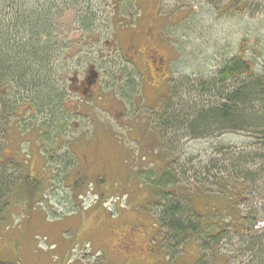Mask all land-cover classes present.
<instances>
[{
	"label": "rangeland",
	"instance_id": "1",
	"mask_svg": "<svg viewBox=\"0 0 264 264\" xmlns=\"http://www.w3.org/2000/svg\"><path fill=\"white\" fill-rule=\"evenodd\" d=\"M6 1L11 4L7 20L18 15L23 24L18 33L24 44L35 39L27 18L49 11L48 28L38 43H31L35 49L44 44L54 50L44 56V68L22 55L23 70L39 80L33 90L14 84L2 92L0 160L5 165L0 170L5 186L12 182L9 202L14 208L5 215L0 206V260L213 264L216 259L215 264H246L247 243L263 234L264 206L260 194L250 199L240 180L226 178L230 162L223 159L226 153L230 158L234 151L264 147V103L236 116L239 131L218 129L197 139L162 122L151 107L170 90L176 106L185 104L176 125L191 127L198 113L222 105L223 94L247 82L216 79L221 66L240 54L264 84V0ZM138 23L143 34L148 30L150 48L166 63L169 79L160 94L145 86L140 64L124 56L129 41L120 31ZM13 35L18 42L20 36ZM89 65L102 74L100 100L80 104L70 96L69 79L75 70L81 79L90 76ZM112 114L121 115L115 119ZM167 169L176 177L159 191L156 182ZM25 175L40 183L32 203L25 200ZM79 177L86 178V185L75 198ZM225 182L231 184L226 186L230 192L222 194ZM166 201L180 202L191 213L186 223L195 225L200 215L204 234L217 230L221 237L215 236L216 248L203 250L206 246L197 236L170 252L158 224ZM248 209L259 213L257 223L245 217ZM239 217L246 233L241 236L234 229ZM130 227H136L134 234ZM125 234L133 244L118 242ZM197 254L205 259L198 260ZM134 256L142 259L131 260Z\"/></svg>",
	"mask_w": 264,
	"mask_h": 264
},
{
	"label": "trees",
	"instance_id": "2",
	"mask_svg": "<svg viewBox=\"0 0 264 264\" xmlns=\"http://www.w3.org/2000/svg\"><path fill=\"white\" fill-rule=\"evenodd\" d=\"M6 3V0H0V105L4 104L5 102L2 92H4L3 90H5L6 87H15L14 84H16L17 88H20V86L24 87L26 85H30L29 89L33 90V85H37V83L39 84V80H36L34 78V75H28L26 70H23L22 55L25 53L28 58L36 61L34 63L36 66L39 65L41 68H44V56L48 57L49 53L54 50L52 49V47L51 49H47V47L43 44L44 47L43 51L41 52L40 49L43 45H41L39 49H37V47L35 49L34 46H32L33 44L31 43V41L34 40H36V42L38 43V38L43 33H45V29L48 28V10L40 13L38 12L36 13V15L34 13L32 14V17L27 18V21L29 22L32 20V23H30L31 26L28 31L29 33L31 32L32 37L35 39L27 40L26 45L22 42L20 33H18V29H20L19 26L23 25L22 23H20V19L17 17L18 15H14L12 21H10V19L7 20L6 18V10H8L9 6L11 5L10 4L9 6H7ZM13 33L16 36H20L18 42H16V37L13 35ZM26 47H29V52L24 51L26 50ZM239 49L243 50L242 44L240 45ZM241 78L247 79V82L243 84L239 89L234 90L231 93L223 94L222 100H224V102L222 105H217V107L215 108H211L209 110L198 113L196 119L193 121L191 127L189 128H187L185 122L181 123V125H176L177 122L181 120V111L184 110V108L180 110L181 106H185V104H178L176 106L172 102V98L170 97V90L166 94V96H162L163 98H167V101H165V109L163 110V113H160L159 110H156V116H158L162 122H168L169 125L173 124L174 129L179 130V128L176 127L178 126L181 127L183 131H186L188 133L191 132V134L193 135V139L200 138V136L205 134L204 132H213L214 130L218 131V129H232L235 131H239V125L237 124L238 117L236 116L243 115L246 110H253V106L256 102L264 103V84L255 78L253 64L250 61L243 60L241 58V54L233 56L231 59L225 62V64L218 70L216 78L221 82L240 80ZM11 112L15 113V110H12ZM21 114H23L22 108L19 109V115ZM0 116H2L1 113ZM255 128H260V126L258 127V125H256ZM262 128H264V126ZM200 129L203 131H201V133L199 134ZM255 152H258L259 154H256ZM230 155L231 157L228 158V153H226L223 159V161L230 162L229 165L227 164L228 166L225 169L226 178L231 179L232 181L240 180L239 186H243L242 188H244L242 189V192L243 190L247 191L246 195L250 199H252L251 196H255L256 193V195L260 194L261 201L264 206V147L257 149V151H251L247 153L234 151ZM4 165L5 163L2 162L1 159L0 168ZM163 166H165V164H163ZM173 177H176L174 171L173 173H171L168 169L165 170L161 174L160 180L156 182V188L161 191L164 187H166L167 184L172 183L171 178ZM220 184L221 183H219V185ZM224 184V192H222V194L229 193L230 190L227 191L226 186H230L231 184L229 182H225ZM84 185H86V178L79 177L77 181H75V198L76 194H78V192L82 187H84ZM14 186L15 184L13 185V187ZM22 186L24 189L25 200L28 203H32L35 200L36 193H38L39 191L40 183L36 181V179H33L31 176L25 175L22 178ZM11 187L12 182L5 186L4 181L1 178L0 170V206H3V214L5 213V215L7 213L11 214L14 208L13 204L9 202V199L11 200L12 197V194H9V190ZM154 194L159 195L160 193L156 191ZM167 195L168 194L166 192L165 197H167ZM166 202L167 203L162 206L161 215L159 217V221H157L160 230H164V239L167 240L171 246L169 250L170 252H172V248H177L180 246L184 247V245L190 240V237L196 238L197 236H200L198 240H200L201 243L206 246L203 250H208L210 252L214 248H216L219 240L215 238V236L221 237L220 235H218L217 230L213 234H210L208 232L204 234L203 232H201L200 219L202 217L200 215L197 216L199 220H197V223H195V225L190 221L186 223L185 217L187 216V218H191V213L189 211L185 212L180 202ZM157 205L158 203H156V206ZM248 210L249 212L246 213L245 216L247 220H250L252 224L257 223L258 221H256L255 217L259 216V213L251 211V209ZM26 215L27 213L24 216ZM241 220L242 218L239 217V223L237 220L238 225L234 226L236 234L239 236H241V234L243 233L246 234L244 223H242ZM262 223H264V221ZM208 228H210V226ZM262 233V235H256L254 238H250V241L247 243L246 250L249 254L248 257L250 259H248V262H246V264H260L259 262L264 259V224ZM250 236H252V234ZM5 252L6 250H4L3 253ZM197 259L204 260L205 257L198 256ZM0 263L4 264L6 262L0 260Z\"/></svg>",
	"mask_w": 264,
	"mask_h": 264
},
{
	"label": "flooded vegetation",
	"instance_id": "3",
	"mask_svg": "<svg viewBox=\"0 0 264 264\" xmlns=\"http://www.w3.org/2000/svg\"><path fill=\"white\" fill-rule=\"evenodd\" d=\"M142 27L143 24L138 23L131 28L121 29L120 33L124 36H127L125 38H128L129 41V45L127 46L124 56L127 59H131V63L133 65L135 63L140 64L145 86L148 87L149 85V87L155 94H160L163 87L167 88L169 79L168 76L164 75V71L166 70V63L163 60L162 56L158 54L156 49L150 48V46L148 45V30L143 34V31H141ZM138 37L140 40L138 39ZM88 70L91 73L90 76L86 73L85 76L81 79L79 78L77 70H75L72 77L69 79L70 96L78 99L80 104L83 102H91L95 104L98 102V100H100L99 95L101 94V92L99 81L102 78V74L99 71V68L95 65H89ZM92 75L95 76L94 81L90 78ZM165 101H167L166 97H157L155 103L153 104L154 106L152 105L151 107L152 112L154 113L156 110H159L160 113H163V110L165 109ZM119 115L121 114H112L113 118L115 119H119ZM130 233L134 234L135 228H131ZM118 242H121V244H125L127 246L133 244L132 238L127 234H125L124 236L122 235V237L118 239ZM138 258L139 257L134 256L130 259L134 260ZM215 260L216 259H214L213 264H215Z\"/></svg>",
	"mask_w": 264,
	"mask_h": 264
},
{
	"label": "water",
	"instance_id": "4",
	"mask_svg": "<svg viewBox=\"0 0 264 264\" xmlns=\"http://www.w3.org/2000/svg\"><path fill=\"white\" fill-rule=\"evenodd\" d=\"M94 77H95V76L92 75L90 78L94 81Z\"/></svg>",
	"mask_w": 264,
	"mask_h": 264
}]
</instances>
